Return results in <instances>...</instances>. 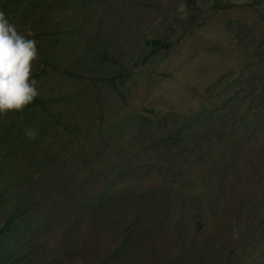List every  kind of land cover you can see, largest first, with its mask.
<instances>
[{
    "label": "rangeland",
    "instance_id": "374dc122",
    "mask_svg": "<svg viewBox=\"0 0 264 264\" xmlns=\"http://www.w3.org/2000/svg\"><path fill=\"white\" fill-rule=\"evenodd\" d=\"M2 4L39 42L45 99L0 117V168L54 211L22 264H264V0ZM4 126L38 133L18 160Z\"/></svg>",
    "mask_w": 264,
    "mask_h": 264
},
{
    "label": "trees",
    "instance_id": "16d2710c",
    "mask_svg": "<svg viewBox=\"0 0 264 264\" xmlns=\"http://www.w3.org/2000/svg\"><path fill=\"white\" fill-rule=\"evenodd\" d=\"M0 1H2V6L5 10L10 6H20L23 4L24 0ZM79 1H81L82 4H86L87 6L90 2V0H32V3L34 7L38 9L44 8L45 6L60 4L67 6L73 3L79 4ZM145 41L147 45L151 46L152 50L158 46L169 47L171 44L163 41L159 37L152 39L146 38ZM95 51L99 53L100 56L105 60L109 59L110 62H119V59L114 57L110 51L101 44L95 49ZM144 59H146V55L144 56ZM44 63H46L45 59ZM57 68L59 67L57 66ZM115 74L119 78L125 76L124 72H116ZM37 75L38 74H35V76ZM114 76L107 78H110L112 80L111 82L114 84V86H116V82L114 80L116 77ZM44 99L45 98L43 96L39 95L28 107L42 106L44 104ZM42 128L43 127L41 126V129ZM6 129V126H4L3 134L6 136L3 135L2 144L3 148L8 149L3 151L2 159L8 158L9 156H15L18 160L20 159V155H25V153L30 151V148L32 144H34L35 140L26 135V130L20 128V126L16 127L15 129L13 128L8 132ZM43 129H45V127ZM29 139H31V145H29ZM216 141L218 142L219 139H216ZM200 146H202V144H200ZM194 148H197V146ZM17 150L19 154L15 153ZM13 153L15 154L13 155ZM198 154L201 156L199 152ZM37 178L38 177L33 173L26 172L23 168L18 169L15 165L10 166L9 168H0V218L3 215V220L0 223V264H22L24 261L32 260L34 253L29 248L31 242L30 235H34L40 230L41 223L44 218L42 217L43 214H54V211L49 210V208H45V203L42 202V199L39 200L36 198L39 186L32 185V181ZM103 203L107 204V199L100 201L99 205L103 206ZM73 204L76 203L73 201L72 205L68 208L73 209ZM86 204L88 203H78V210H84L87 206ZM40 206H43L44 209H41ZM56 206L58 207L57 204ZM61 210L64 213L65 210ZM94 216L96 217L97 215L95 214ZM124 240L123 246H125L123 250L121 249V253L126 250V255L128 250L127 246L129 235L125 234ZM119 254L120 251H115L112 255L106 257L104 261H102V264H114L117 262V260H119V258H121L122 255Z\"/></svg>",
    "mask_w": 264,
    "mask_h": 264
},
{
    "label": "clouds",
    "instance_id": "9594fccd",
    "mask_svg": "<svg viewBox=\"0 0 264 264\" xmlns=\"http://www.w3.org/2000/svg\"><path fill=\"white\" fill-rule=\"evenodd\" d=\"M33 35L18 30L0 11V117L23 113L40 95L34 75L41 52ZM26 135L35 139L38 133L28 130Z\"/></svg>",
    "mask_w": 264,
    "mask_h": 264
}]
</instances>
